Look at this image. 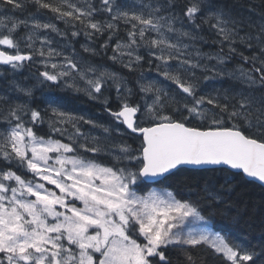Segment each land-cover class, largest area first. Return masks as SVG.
<instances>
[{
	"label": "snow or ice",
	"instance_id": "snow-or-ice-1",
	"mask_svg": "<svg viewBox=\"0 0 264 264\" xmlns=\"http://www.w3.org/2000/svg\"><path fill=\"white\" fill-rule=\"evenodd\" d=\"M31 2L70 26L73 38L83 32L94 42L107 33L99 48L111 47L108 59L130 73L140 67L141 49L146 50L149 65L155 62L158 76L178 91L159 80L145 83L141 74L140 99L133 102L136 93L118 72L75 49L66 55L39 37L41 29L65 36L55 24L30 14L31 29L21 39L31 51L22 52L13 34L29 20L0 15V46L14 52L0 49V65L15 70L39 56L40 85L82 92L112 121L105 125L76 115L54 96L45 98L43 110L34 107L35 85L14 83V99L0 96V264H171L169 248L179 249L182 264H197L191 250L200 247L222 256L224 264H264V246L245 247L211 227L214 216L235 206L220 208L221 193L235 191L234 182L264 187V92L254 93L264 88V22L255 34L241 35L243 20L215 0H99V7L91 0ZM24 7L22 0H0L5 12ZM97 14L108 18L95 19ZM121 23L130 26L127 39L112 45ZM203 25L219 38L214 41L219 52L190 50L203 39ZM237 43L251 52L240 56L252 67L226 70L231 55L223 54L224 45L234 54ZM81 48L90 56L99 54L92 43ZM56 57L63 59L53 62ZM197 71L205 83L227 77L243 87L203 92ZM192 120L201 124L191 125ZM81 122L104 135L85 133ZM45 123L49 134H38L37 126ZM113 134L139 145L133 148ZM101 155L111 162L99 160ZM186 170L208 172L223 182L219 189L213 180L189 186L187 198L167 187H142Z\"/></svg>",
	"mask_w": 264,
	"mask_h": 264
},
{
	"label": "trees",
	"instance_id": "trees-1",
	"mask_svg": "<svg viewBox=\"0 0 264 264\" xmlns=\"http://www.w3.org/2000/svg\"><path fill=\"white\" fill-rule=\"evenodd\" d=\"M25 2V7L22 10H11L4 11L0 9V15L12 16L16 20H25L29 19L31 15H40L46 19L52 20L56 26H59L61 32H66V35L61 39V46L65 48H70L71 50L75 49L77 53H80L81 56H84L86 59L92 61L93 63L100 62L99 65L107 66L110 70L118 72L120 75L125 77L128 81L129 87L133 88L136 93L132 100L133 102L140 99L139 87L137 84L138 78L143 74L144 82L146 78H153L154 80H159L161 86L170 88L172 90H177L176 86L171 83V81H165L162 76H158L155 69V62L150 66L148 63L149 56L147 51L141 49L140 54L144 56V60L141 62V65L135 72H128L127 69L123 68L119 63H113L108 59L112 55L111 47L104 50L99 48V45L104 43V40L107 39V33L103 38H97L94 42H90L86 39L83 32L78 37L73 38L71 32L73 29L70 26H66L62 20L55 18V14L49 12L45 9H38L31 0H22ZM74 3L83 4L84 0H73ZM97 7H99V0H91ZM134 0H127L128 4H132ZM144 3H147V0H143ZM180 3H183V0H179ZM215 3L228 9L232 14L243 20L241 35L245 32H252L255 34L258 31L259 26L264 22V0H215ZM252 8L253 11L250 13L248 10ZM108 18L106 14H97L95 19L104 20ZM11 26V21L6 23V28ZM79 27V25H77ZM130 26H126L123 23L119 26V32L113 37L111 44L114 45L117 39L126 40L127 39V30ZM5 28V32H6ZM28 28V27H27ZM27 28L21 24L19 25L16 32L13 34L14 38L17 39L20 43V49L22 52L31 51L26 47V41L21 39L25 37L28 33ZM55 34H53L54 36ZM153 35V34H149ZM199 36L203 39L198 40L193 45L191 51L194 52L195 48H199L203 53H217L220 51V44L214 43L218 41L213 30L209 29L208 25H203L202 30L199 32ZM40 40L37 39L35 42V48H40ZM185 43H192L191 41L185 40ZM92 43V46L97 48L99 54L96 56H90L83 52L81 45H86ZM3 47L4 46H0ZM237 52L230 54L228 51L227 44L224 45L223 54L227 57L231 55V60L225 66L226 70H231L237 66H243L245 69H250L252 65L250 63H245L240 56V53L243 52L244 55H251V52L247 48L237 43L236 44ZM6 51L13 52V50L6 49ZM14 53V52H13ZM41 58L35 56L31 62L23 63V66L18 69H12L10 66L0 67V96H10L13 99L18 95L14 89V83H19L22 86H33L34 95L32 98V105L34 107L38 106L42 110L46 107L44 100L46 97H56L59 102L69 110L75 109L79 111H89L92 113H99L103 117V123L107 125L112 123L109 115L102 110V105L99 102L90 103L86 94L77 93L72 90H64L61 85H40L38 83L39 73L44 71V67L41 64ZM211 63H214L212 61ZM197 76L201 77L200 88L203 92H209L213 89H224L232 87L234 89H240L243 87L237 82H234L227 77L220 78L217 77L215 80L205 83L202 79L203 74L197 71ZM146 83V82H145ZM178 91V90H177ZM115 91L113 90L112 96L115 98ZM264 92V88H257L254 90V93L258 96ZM113 107L115 105L113 104ZM102 111V112H101ZM186 115V113H185ZM96 121V120H95ZM206 123V122H205ZM201 121L192 120L191 125H199ZM81 129L85 133H91V135L102 136L104 135L100 129H94L91 125L83 124L81 122ZM37 133L40 135L49 134V128L47 123L43 126H37ZM59 138V137H56ZM113 139H125L133 148L139 145V140H133L127 136L117 137L113 134ZM90 155V154H89ZM102 162H111V157L101 155L98 157ZM2 166V164H0ZM20 173H23V169L18 170ZM27 177L31 178V174L27 173ZM205 180H213L217 189L220 188V184L223 182L219 176L213 177L211 173L203 171H182L176 174V176L169 177L168 179L161 180L155 187L165 188L167 187L170 190H173L178 197L187 198L189 186H195L197 183L203 185ZM237 183L235 191L229 193L224 191L221 195L224 197V204L220 205V208H227L229 205H235L228 209L225 215H219L213 217L211 227L214 231H219L225 235L229 240L241 243L245 247H255L259 250L260 247L264 246V188L256 183H243V182H234ZM143 188L149 189L151 186L144 184ZM193 199L196 197L193 196ZM207 215V211L205 212ZM233 217H236L233 220ZM192 254L197 257V264H224L222 256L214 254L211 249L206 247H200L191 250ZM169 259L171 264H177V261H184V256L177 248L168 249ZM259 264V262H257Z\"/></svg>",
	"mask_w": 264,
	"mask_h": 264
},
{
	"label": "rangeland",
	"instance_id": "rangeland-1",
	"mask_svg": "<svg viewBox=\"0 0 264 264\" xmlns=\"http://www.w3.org/2000/svg\"><path fill=\"white\" fill-rule=\"evenodd\" d=\"M35 16V18L36 19H38L40 22H42V23H53V24H55L53 21H51V20H48V19H46V18H44V17H42V16H40V15H34ZM29 20V23H28V28H27V30L29 31L30 29H31V25H32V20L31 19H28ZM53 34H55L56 35V37H59V36H61V35H58L57 33H55V32H52V31H50V30H44V29H41V30H39V32H38V35H39V37L40 38H47L49 41H51V47L52 48H54V49H56L57 51H63L66 55L67 54H71L72 53V51L73 50H68L67 48H65V47H61V46H59L60 44H61V40H57L56 39V37L55 36H53ZM62 37V36H61ZM41 46V45H40ZM46 50V49H45ZM191 50V49H190ZM63 59V57H56L55 59H54V61L53 62H60L61 60ZM212 62V61H211ZM210 62V63H211ZM214 63H215V61H214ZM50 70V69H49ZM149 80H154L153 78H146V81L145 82H148ZM209 82H211V81H209ZM209 82H207V84H209ZM61 86L63 87V85L61 84ZM62 89H64V90H67L66 88H62ZM115 93V92H114ZM87 96V95H86ZM87 98H88V96H87ZM88 101L90 102V103H95V102H97V101H94V100H90L89 98H88ZM66 108V107H65ZM67 110H69L68 108H66ZM69 111H71V112H73L74 114H76V115H83V116H85L86 118H91V115H90V112H88V111H79V110H75V109H71V110H69ZM92 119V118H91ZM97 122H99V123H101L100 121H98V120H96ZM103 123V122H102ZM105 125H107L106 123H104ZM95 136H98V135H95ZM31 174V173H30ZM48 187H53V186H51V185H49ZM152 188H155V189H157V190H159V189H163V188H157V187H152ZM196 226H198V225H196Z\"/></svg>",
	"mask_w": 264,
	"mask_h": 264
},
{
	"label": "flooded vegetation",
	"instance_id": "flooded-vegetation-1",
	"mask_svg": "<svg viewBox=\"0 0 264 264\" xmlns=\"http://www.w3.org/2000/svg\"><path fill=\"white\" fill-rule=\"evenodd\" d=\"M58 28H59V26H58ZM56 39L58 40H61V39H63V36L61 37V36H59V37H56ZM62 42V41H61ZM59 46H61V45H59ZM62 47V46H61ZM80 54V53H79ZM100 62H97L96 64H99ZM102 110H104L103 109V107H102ZM89 112V111H88ZM102 112V111H101ZM90 115H91V118L92 119H94V120H98V121H100L101 123H102V121L104 120L103 119V117L101 116V114H99V113H92V111L90 112Z\"/></svg>",
	"mask_w": 264,
	"mask_h": 264
},
{
	"label": "water",
	"instance_id": "water-1",
	"mask_svg": "<svg viewBox=\"0 0 264 264\" xmlns=\"http://www.w3.org/2000/svg\"><path fill=\"white\" fill-rule=\"evenodd\" d=\"M0 66H7V65H0ZM254 183H256V184H258L259 185V183L258 182H254ZM149 185H152V184H149ZM264 188V187H263Z\"/></svg>",
	"mask_w": 264,
	"mask_h": 264
}]
</instances>
